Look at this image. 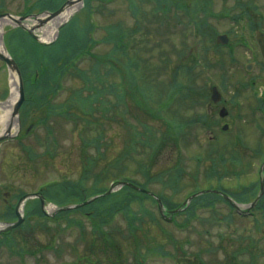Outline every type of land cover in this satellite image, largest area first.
Segmentation results:
<instances>
[{
    "label": "rangeland",
    "instance_id": "obj_1",
    "mask_svg": "<svg viewBox=\"0 0 264 264\" xmlns=\"http://www.w3.org/2000/svg\"><path fill=\"white\" fill-rule=\"evenodd\" d=\"M4 2V6L0 7V10L3 9L1 14H4L5 11V13L15 16H27L23 14L26 0H4ZM243 2H250L256 7L250 8L253 17L258 16L255 12L264 17V0H203L201 2L198 0H184L187 9L173 7L168 13L154 10V0H113L109 3L101 0H94L90 3V1L83 0L79 2L80 6L58 26L59 32L57 31L56 37L45 41L48 44H41L53 46L54 52H57L58 56L64 59L75 53L77 46L84 40H88L89 34L94 40L93 44L92 42L89 43L90 46L92 45L91 55L107 54L114 47V41L112 40L114 34H109V29L113 25L122 24L123 36H127L129 30L134 25L136 26L138 20L133 14V3L141 9L142 13L139 15L142 28L141 32L133 33L129 37L133 41L136 40V44L133 43L131 48L128 46V37L122 40L121 43L124 47L122 51L125 53L129 51L130 55H132L131 51L135 52L137 50L140 52L143 59L146 60V73L149 75V79L153 82H155V79L159 83V88H161L160 90L164 96L172 88L176 65L178 63L184 64V70L178 73L179 79L184 81L183 78H186L184 73H186L185 75L191 78H189L190 81L187 84L192 85L193 88L189 90V96L186 98L180 99L181 93L177 94L176 100H171V111L169 109L165 112L169 116L176 115V117H180L179 119L188 121V127L186 128L187 145L182 144L183 147L187 146L186 148L182 147V159L186 169L183 183L185 182L186 185L182 183L181 190L168 200L179 205L178 208H175L176 210L181 209L174 214L177 223L188 220L186 208H190L191 204L183 209L184 201L191 192L198 189V186L199 189L196 193L207 189H218L227 195L231 194L238 203L242 204L240 205L242 210L250 207L249 203L253 200L240 202L237 199V193L240 194L244 187L250 188L253 184L258 185L257 192L260 193V181L263 175L260 169L264 163V106H261L262 98H264V68L261 64L263 60L258 56L255 57V54L258 53L257 46L244 37L245 32L242 28L245 21L241 18L243 15L241 4ZM203 7L207 10L206 12L203 11ZM226 11L230 14H227ZM145 12L146 14L143 16ZM233 14L240 20L231 19L230 16H233ZM224 15H227V17ZM38 16L41 19H46L48 14L44 11ZM204 18L206 24L203 29L206 33L202 36L200 34L202 29L198 28L197 22ZM35 20L36 17L33 13L29 16L26 25H38L39 22L36 21L35 23ZM52 20L37 29V34L40 37L43 35L42 28L50 24ZM60 26L62 27L59 30ZM228 32L230 34L228 45L224 46L217 42V34L222 35ZM0 41L10 56L16 60L21 70L25 92V101L20 109L22 114H19L20 133H22L27 128H23V125L29 120L30 124L32 117L38 116V114L26 109L28 84L25 76L26 72H23L21 67L34 73L33 76L36 77L38 76L36 75V69L27 60L28 56L34 54V52L40 56L45 57L46 55L39 52L38 43L40 44V42L35 40L27 30L13 22L4 25ZM125 53H120V57H124ZM125 60L126 58H124ZM92 62L93 58L90 55H85L83 59L79 60L78 65L89 70ZM252 63L254 68L246 69L245 66ZM188 68L189 72L187 71ZM80 86L81 82L78 78L69 77L66 79L58 101L65 99L70 92L75 91ZM213 87H217L222 95L219 113H221L222 108H225L228 112L225 117L221 118L218 112L216 117H213L209 115L206 109L205 102L208 101H205L204 98L210 97ZM200 88H203V91H200ZM11 95V73L6 63L0 59V99L6 97V101L3 100L7 102ZM178 98L181 103L178 102ZM2 114L3 110L0 109V116ZM127 117L129 121L136 123L134 116L127 115ZM56 118L54 124L51 125L56 140V155L54 158L41 159L42 156H40L36 161L24 164L22 159H27V156L22 147L13 142L5 148L8 162L11 165L9 166L11 167L9 170L10 175L7 170V179L13 184V192H17L18 189L29 192L40 191L42 186L47 187L53 182H77L81 179L84 168L81 138L73 127V123L60 117ZM226 124L229 126L227 130H223ZM114 129L115 125H112L106 134L107 139L110 136L114 137ZM125 129L124 126L120 127V133L118 134L121 135V138L119 140L115 139L116 147L120 150L124 147L122 138L124 134L128 133ZM45 137L47 138V131L40 128L31 132L24 143L41 155L44 153L45 147L47 148L48 145L50 148L52 147L51 142L47 140L49 138L46 139ZM37 138L40 139L41 143L37 141ZM237 138H241L240 144L244 146L242 152L244 165H241V167L235 166L229 172L230 174L228 173V178L221 181L217 178L210 182L205 180L206 166L198 164L194 157L199 153L206 155L211 144L220 147L223 141H236ZM112 153V156L117 154L116 151ZM135 167L136 165L132 164L126 173L121 172L120 179L134 178L140 182L146 181L145 176L136 172ZM158 168L160 167L157 166L154 169ZM196 174H198L197 183H195ZM0 175L2 179H5L4 172L1 174L0 171ZM107 182L109 183L110 180ZM91 186V180L87 181L86 187L90 188ZM114 187L113 192L121 189L119 186ZM149 187L157 196L161 192L165 194L169 192L162 191L163 188L160 184H151ZM248 193H251V190ZM205 194L208 193L200 194L194 199ZM263 198L264 193L257 201L256 207L262 202ZM206 199L215 202V207L199 208L196 217L190 218L189 225L185 228L177 226L174 222L161 220L157 205L152 200L145 199L144 210L157 216L156 246H161L172 254L178 253L176 254L177 257L180 256L183 259L182 263L178 261L179 264H222L232 250L237 252L239 264H250L251 260L257 264H264V217L260 211H256V208L253 207L251 210L252 215L245 217L233 215L236 211L225 201L214 197H207ZM206 199L201 200L200 203H205ZM25 204L26 202L22 206V213L27 214L26 208L28 205ZM46 206L49 215L58 214L59 205L48 201ZM166 208L171 211L174 210L169 207ZM132 209L142 214L139 201L133 202ZM215 209L216 214H214ZM191 210L190 208L189 211ZM123 214L124 212L119 211V217L114 220L113 224H125L123 217H121ZM81 215L85 216L83 213L73 211L69 214L73 218H78ZM83 220L86 225L84 231L89 235L90 219L83 217ZM228 220L230 222H227ZM256 221L262 224V231L258 230ZM49 225L51 227L48 231L39 229L23 239L21 237L14 238V252H11L7 246L0 245V264H55L53 249L55 246L54 224L49 222ZM66 225L67 222L62 219L61 226L65 227ZM63 231L62 239L73 243L75 252L77 255H81L85 243L82 240L80 229L71 227L69 229L65 228ZM168 233L172 236V242L163 246L160 241H165ZM222 237H224L225 244L228 243V240H232L225 249H222L223 245L221 246L220 243ZM246 245H248V248H245ZM36 249L38 251H35ZM19 250L24 252L19 254L17 252ZM71 261H74V259ZM175 263L174 258H157L155 261V264Z\"/></svg>",
    "mask_w": 264,
    "mask_h": 264
},
{
    "label": "trees",
    "instance_id": "obj_2",
    "mask_svg": "<svg viewBox=\"0 0 264 264\" xmlns=\"http://www.w3.org/2000/svg\"><path fill=\"white\" fill-rule=\"evenodd\" d=\"M65 1L26 0L23 14L30 16L33 13L38 15L47 10L55 11ZM88 1L92 3L94 0ZM101 1L109 3L113 0ZM198 1L201 2L203 0ZM154 2L155 6L153 9L157 12L164 11L168 13L173 7L187 9L184 0H154ZM4 3V0L1 1L0 7H3ZM246 7L256 8L250 2H243L241 8ZM132 8L133 14L138 20L136 26L134 25L129 30L127 36H123L122 24L113 25L109 29V34H114L112 37L114 47L109 53L91 55L92 45L90 46L89 43L92 42L93 44L94 40L88 34V40L80 43L75 53L64 59L58 56L57 52H54L53 46L38 43L40 54L43 53L46 56H40L34 52L27 59L36 69V75H38L36 77L33 76L35 75L34 73L21 67L22 71L27 73H25L28 84L26 109L38 114V116L32 117V123L34 122L36 127L47 129L48 140L52 144L51 148L49 145L47 148L45 147V151L41 155L35 149L23 145L22 149L27 156V159H22L23 163L27 162L29 164L28 162L36 161L40 156H42L41 159H50L56 155V140L53 138L52 126L48 118L52 119L54 116H57L73 123V127L81 138V152L84 159L81 179L77 182H53L43 190L45 195H49L48 200L59 206L81 202L93 196L103 194L110 188L112 183L120 181H131L149 189V185L151 184H160L163 188L162 191H169L167 192L168 194L159 193L160 198L165 202L167 207L175 209L179 206L168 200L177 194L183 186L182 183L186 169L182 159V144L187 145L186 128L188 127V121L179 119L180 117L178 118L176 115L169 116L165 112L169 109L171 111V100H176L177 94L181 93L180 99L189 96V90L193 87L187 83L191 78L184 73L186 78L183 79L185 80L179 79L178 73L184 70L185 66L178 63L173 74L172 88L164 96L160 90L161 88H159V83L155 79V82L149 79V75L146 73V60L143 59L140 52L137 50L135 52L131 51L132 55H130L129 51L126 53L122 51L124 48L121 43L122 40L128 37V46L131 48L133 43L136 44V40L133 41L129 37L133 33L141 32L142 28V21L139 15L142 13L141 9L133 3ZM202 9L205 12L207 11L204 7ZM2 11L3 9L0 10V14ZM226 13L230 14L227 11ZM241 13L245 14L247 12ZM145 14L146 12L143 13V16ZM233 16L236 15L233 14ZM237 19L240 20V18ZM202 24L203 26L206 24L205 18L198 20V28H201ZM120 53H125L126 55L120 57ZM85 55H90L93 58L89 70L78 65L79 60L83 59ZM124 58H126L125 61ZM187 71L189 72V68ZM69 77L78 78L81 86L75 91L70 92L62 101L58 103L54 102L51 96L56 95L59 91L60 97V93L64 89V82ZM179 98L178 102L181 103ZM40 111L43 112L44 116L41 115ZM127 115L134 116L136 123L129 121ZM112 125H115L114 137L110 136L107 139L106 134ZM123 126L127 129L128 133L124 134L122 138L124 147L120 150L116 147L115 139L119 140L121 138V135L118 133H120V127L122 128ZM240 139L237 138L236 141L225 140L220 147L211 144L206 155L199 153L194 157L198 164L206 166L204 173L205 180L210 182L214 178H217L221 181L228 178V173L235 166L241 167V165H244V155L242 153L244 146L240 144ZM37 141H40V139L37 138ZM186 147L184 146L183 148ZM114 151L117 154L112 156L111 154ZM132 164L136 165V172L144 175L146 181L140 182L134 178L120 179L119 175L121 172L126 173ZM157 166L161 169H154ZM197 176L198 174L195 175V183L198 181ZM89 180H91L92 186L87 188L86 182ZM108 180H110L109 183L107 182ZM257 189V184L251 185L250 188L244 187V190L240 194L237 193V199L240 202H250L257 196ZM197 190L191 192L190 195L196 193ZM249 190H251V193H248ZM207 197L219 198L227 203L222 196L216 193H208L197 197L191 202L190 208L192 210L189 211L190 208H186L188 220L178 223L181 228L189 225V219L196 217L199 208L215 207V202L206 199ZM146 198L153 199L156 203V200L152 196L138 192L130 186H124L119 191L113 192L111 195L102 196L89 206L74 211L81 212L84 215L91 214L95 216H111L117 214L119 211L124 212V215L127 216L137 215L139 212L132 209L133 202ZM203 199L207 201L200 203ZM144 206V204L140 205L142 209L141 213L153 215L151 212L144 210ZM257 209L264 217V198L257 205ZM69 213L71 211L60 212V214L65 215ZM216 213L215 209L214 214ZM227 222H230V220ZM256 223L258 230L262 231V224L259 221H256ZM210 224L213 225L212 223ZM231 241L230 239L225 244L224 237H222L220 241L221 246L223 245L222 249H225ZM245 248H248V245ZM236 253V251L232 250L222 264H239ZM250 264L257 263L251 260Z\"/></svg>",
    "mask_w": 264,
    "mask_h": 264
},
{
    "label": "flooded vegetation",
    "instance_id": "obj_3",
    "mask_svg": "<svg viewBox=\"0 0 264 264\" xmlns=\"http://www.w3.org/2000/svg\"><path fill=\"white\" fill-rule=\"evenodd\" d=\"M241 11L247 12L241 16L242 20L245 21L243 23V28L241 27L245 32L244 37L248 38V41L253 42L255 46H257L258 53L255 54V57L258 56L261 60H263L261 64L264 68V59L262 58L258 43V36H261L264 39V17L257 12H255V14H258V16L253 17L251 15L253 14L251 13L252 10L247 7L241 8ZM224 16L227 17V15ZM230 17L233 20H236L237 18L236 16ZM203 28L204 26L202 24L200 28L202 29V31H200L202 36L206 33L204 32ZM234 31L236 30L234 29ZM231 33L232 32L230 31V34ZM230 34L229 32L225 33V35L228 36V39L230 38ZM218 36L219 34L216 35L217 42ZM253 66L254 64L252 63L246 65L245 67L246 69H253ZM200 91H203V88H200ZM213 91L214 87L211 90L210 97H205L204 100L208 101L207 103L205 102V105L209 115L216 117V113H219L221 103L214 102L212 98ZM51 97L54 99V102L58 103L59 91L56 93V95ZM3 99L5 100L6 97ZM3 99H0V106L6 103V100L4 101ZM262 104L261 106L263 107L264 98H262ZM40 113L42 116H44L42 111H40ZM20 114H22L21 110ZM56 117L54 116L52 119L48 118V120L51 122L50 125L54 124L55 119H57ZM1 126L2 125H0V137L7 136V130L3 131ZM23 128H25V131L20 133L19 129L16 136H13L10 130V134L8 135L9 137L0 141V171L1 174L4 172V176H6L5 179H2L0 175V245H5L11 250V252H14V238L21 237V239H23L24 237L29 236V234H32L39 229L41 231H48L51 227L49 222H51L54 224L53 235L55 238V246L53 249L55 254V264H155L157 258H174L176 261L175 264H179V262L182 263L183 259L180 256L177 257L178 255H176L178 253L172 254L169 251L164 250L161 246H156V215L137 214L127 216L123 214L121 217H123V222L125 224L122 225H116V223L113 224L114 220L119 217L118 214L111 216H95L87 214L85 216H78V218L69 216L70 213L65 215L58 212L56 215H49L46 211V204L49 201L48 195L44 194L43 189L32 192L18 189L17 192H13V184L7 179V170L9 174V170L11 169L9 166L11 165L10 162H8L5 148L13 144V142H15L20 147L22 146V148L23 145H28L24 142H26L29 134L37 130V128L34 122H30L29 124V121L23 125ZM40 128L47 131V129L44 127ZM52 135H55V133ZM47 138H49L48 134ZM53 138L55 139V136H53ZM25 195L30 196L25 199L20 206H18L20 199ZM41 196H43V200L41 199ZM149 200L154 201L153 199ZM137 201H139L140 205H142L145 204L146 200L143 199ZM25 202L28 205L26 208L27 214L22 213V206ZM29 203L31 204L29 205ZM232 208L234 211L240 214L234 206ZM20 215L22 220L21 223L13 229H8V227L19 221ZM169 215L170 214L166 212L165 216L159 215V217L163 221L167 220L168 222H172L173 220L170 219L169 221L167 219ZM83 217L90 219V224L88 226L90 228L89 235H87L86 231H84L86 229V225ZM62 219H65V222H67L65 227L61 226ZM71 227H78L80 229V233L82 234L81 237L85 243V248L81 255H77L73 243L70 241L66 242L62 239V233L64 232L63 229H69ZM171 242L172 236L169 233L165 241H160L161 245L163 246H166ZM35 251L38 250L36 249ZM17 252L20 254L24 251L19 250ZM67 258H69V260H67ZM72 259H74V261H71Z\"/></svg>",
    "mask_w": 264,
    "mask_h": 264
},
{
    "label": "water",
    "instance_id": "obj_4",
    "mask_svg": "<svg viewBox=\"0 0 264 264\" xmlns=\"http://www.w3.org/2000/svg\"><path fill=\"white\" fill-rule=\"evenodd\" d=\"M76 1H83V0H67L59 9H57L56 11L54 12H51V11H47L46 13L48 14V17L46 19H41L38 15H35L36 17V21L39 22L38 25H32L30 27H28L26 25V22L28 21L29 19V16H15V15H12L10 13H5V14H0V19L2 18H5V17H8L12 20V22L22 28H24L25 30H27L29 32V34L34 38L36 39L38 42H40L41 44H48L47 42L43 41L41 39V37L37 34V29L40 28L43 24L49 22L50 20L54 19L55 17H58L60 14H62L65 9L71 5H73ZM31 18V17H30ZM62 26L59 27V30L61 29ZM218 42L223 44V45H226L228 44L229 42V39H228V36L227 35H219L218 36ZM258 43H259V47H260V50H261V54H262V57L264 59V39L261 37V36H258ZM7 51V50H6ZM0 59L2 61H4L10 71V73L12 72H15L18 76V79H19V96H18V99L17 101L15 102L14 104V108H13V115L14 116H17L19 118V114H20V108L22 106V104L24 103L25 101V92H24V87H23V81H22V75H21V70H20V67L18 65V63L16 62V60L10 56V54L8 53V55L4 54L1 52L0 50ZM212 98L214 100V102L218 103L222 100V95L221 93L219 92L218 88L217 87H214V91H213V95H212ZM227 111L225 108H222L221 109V113L220 115L222 117H225L227 115ZM228 124H226L224 126V129H227L228 128ZM10 134V128L7 129L6 131V135L7 136H1L0 137V141L3 140V139H7V137H9L8 135ZM261 173L263 174L262 175V178H261V186H260V193L258 194V196L256 197V199L249 205L250 207H254L257 203V201L262 197L263 193H264V163L261 167ZM117 186L119 187H122V186H130L138 191H141L143 193H146V194H149V195H152L158 202V206H159V209H160V213L162 215H165V212H167L165 210V207H164V203L162 201V199L160 197H158L154 192L152 191H149L143 187H140L132 182H129V181H122V182H119L117 184ZM114 186H111L110 189L105 193V194H100V195H96L92 198H90L89 200H86V201H83L81 203H78V204H74V205H70V206H67V207H61L60 210H69V209H72V208H80V207H83L85 205H88L90 203H92L94 200L98 199L99 197H102V196H105V195H109L110 193H112L114 191ZM210 192H215V193H218L220 195H222L223 197H225L226 200L234 203V205L237 207V208H240V205H238L237 203L234 202V200L228 196L227 194L223 193L222 191H219V190H215V189H207L205 191H200V192H197L191 196H189L185 202H184V206L190 204V202L198 195L200 194H203V193H210ZM30 195H25L23 196L21 199H20V202H19V205H21V203L27 199ZM41 199L43 200V196H41ZM44 204V203H43ZM179 210L181 209H177V210H173V211H168L171 215H173L174 213L178 212ZM21 215H20V219L17 223L11 225L10 227H8V229H13L15 227H17L20 223H21Z\"/></svg>",
    "mask_w": 264,
    "mask_h": 264
},
{
    "label": "bare ground",
    "instance_id": "obj_5",
    "mask_svg": "<svg viewBox=\"0 0 264 264\" xmlns=\"http://www.w3.org/2000/svg\"><path fill=\"white\" fill-rule=\"evenodd\" d=\"M78 6H80V3L79 1H76L73 5L67 7L62 14H60L58 17H55L50 24L42 28L43 35L41 36V39L44 41L54 39L57 35L58 26L64 20H66L78 8ZM9 22H12V20L8 17L0 19V37L4 25ZM27 26H32V25L27 24ZM0 50L2 53L8 55V52L6 51L1 41H0ZM11 78H12V95L6 103L0 106V108L3 110V114L0 116V125H2L3 131L10 128L11 133L14 135L17 134V132L20 129L19 118L13 115L14 104L19 96L18 93L19 79L15 72L11 73Z\"/></svg>",
    "mask_w": 264,
    "mask_h": 264
}]
</instances>
